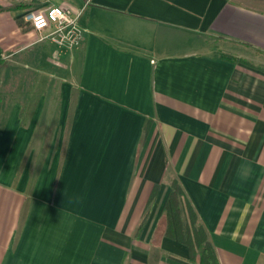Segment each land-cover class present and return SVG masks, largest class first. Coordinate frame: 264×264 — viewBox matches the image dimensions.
Listing matches in <instances>:
<instances>
[{"label": "crops", "instance_id": "1", "mask_svg": "<svg viewBox=\"0 0 264 264\" xmlns=\"http://www.w3.org/2000/svg\"><path fill=\"white\" fill-rule=\"evenodd\" d=\"M60 4L72 52L25 18ZM175 179L219 264H264V0H0V264H201Z\"/></svg>", "mask_w": 264, "mask_h": 264}, {"label": "trees", "instance_id": "2", "mask_svg": "<svg viewBox=\"0 0 264 264\" xmlns=\"http://www.w3.org/2000/svg\"><path fill=\"white\" fill-rule=\"evenodd\" d=\"M165 210L166 233L186 244L192 259L198 258L201 264H219L205 227L200 223L196 211L176 179L173 180Z\"/></svg>", "mask_w": 264, "mask_h": 264}, {"label": "built area", "instance_id": "3", "mask_svg": "<svg viewBox=\"0 0 264 264\" xmlns=\"http://www.w3.org/2000/svg\"><path fill=\"white\" fill-rule=\"evenodd\" d=\"M83 12V9L60 4L31 11L25 18L38 31L51 27V32L41 39L48 38L53 41L60 52H72L81 47L84 38V28L80 23Z\"/></svg>", "mask_w": 264, "mask_h": 264}, {"label": "rangeland", "instance_id": "4", "mask_svg": "<svg viewBox=\"0 0 264 264\" xmlns=\"http://www.w3.org/2000/svg\"><path fill=\"white\" fill-rule=\"evenodd\" d=\"M219 43V42H218Z\"/></svg>", "mask_w": 264, "mask_h": 264}]
</instances>
